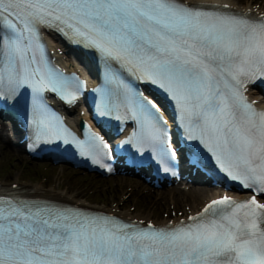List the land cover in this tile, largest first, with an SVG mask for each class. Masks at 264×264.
I'll list each match as a JSON object with an SVG mask.
<instances>
[{
    "label": "snow or ice",
    "instance_id": "snow-or-ice-1",
    "mask_svg": "<svg viewBox=\"0 0 264 264\" xmlns=\"http://www.w3.org/2000/svg\"><path fill=\"white\" fill-rule=\"evenodd\" d=\"M45 31L103 61L100 114L123 110L136 123L125 143L148 146L177 175L168 121L138 86L151 84L173 102L185 138L210 154L217 182L255 194L223 195L164 226L0 195V264H264V109L245 94L264 81V15L188 0H0V100L29 89L33 141L73 146L112 172L105 138L89 127L80 139L47 103V93L77 102L86 82L51 63Z\"/></svg>",
    "mask_w": 264,
    "mask_h": 264
},
{
    "label": "rangeland",
    "instance_id": "rangeland-1",
    "mask_svg": "<svg viewBox=\"0 0 264 264\" xmlns=\"http://www.w3.org/2000/svg\"><path fill=\"white\" fill-rule=\"evenodd\" d=\"M23 152L24 150L22 147L19 149L11 144H2V146H0V179L9 180L13 179V177H20L22 181H40L36 184L43 183L51 186L54 185L55 187H69L77 191L79 195H84L87 199L98 202H108L117 199L118 195L122 194L123 190L129 188L127 187L128 185H126L128 183L127 181H129L128 179L123 183L118 181L119 177L116 175H106V177H104L102 175L99 176L96 174L97 172L94 171L89 172L72 166L70 167L67 163L62 166L61 163L53 164L46 160L38 161L27 156L26 152ZM98 182L102 183V185ZM103 183H106V185L104 186ZM92 185L93 187L91 189L90 186ZM143 187L142 184L130 188L132 192L129 199L132 203L136 200L135 197L137 193L139 196L137 197L138 200L136 203H138V201L140 202L142 199L146 203L143 204V206L137 204L134 208L142 211L139 210L136 212L150 211L153 216L160 215L164 217L165 211L171 207L168 197L158 196L157 190L159 188L153 189ZM180 204L181 203L177 205ZM127 205H129L130 208L133 206L130 202Z\"/></svg>",
    "mask_w": 264,
    "mask_h": 264
},
{
    "label": "bare ground",
    "instance_id": "bare-ground-1",
    "mask_svg": "<svg viewBox=\"0 0 264 264\" xmlns=\"http://www.w3.org/2000/svg\"><path fill=\"white\" fill-rule=\"evenodd\" d=\"M229 1V0H228ZM233 3L240 5H243L244 7H257L264 9V0H230ZM255 1H259V3H256ZM0 136L1 137H12V134H6L4 132V130H0ZM9 145V144H8ZM22 147V144H19L16 146V148ZM13 149V148H12ZM8 151V150H7ZM12 152V151H11ZM20 152V151H19ZM14 153V152H13ZM25 153V152H23ZM13 157V156H12ZM37 187H42V184H35ZM144 188V187H143ZM54 189V188H53ZM62 192L68 193L71 192L69 191V189H63ZM157 193L159 196H164V197H168L170 200H174L176 204L179 203H190V205L192 206H197L199 203H201V201L204 199V197L206 195H210L215 193V191H213L211 189V187H208L207 184H190L189 187H185L183 188L181 185H175V186H170V187H166V188H161L157 190ZM77 193L74 192V196ZM137 214H141V215H146V216H151V212H136Z\"/></svg>",
    "mask_w": 264,
    "mask_h": 264
}]
</instances>
